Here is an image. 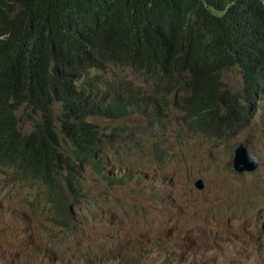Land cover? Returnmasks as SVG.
Segmentation results:
<instances>
[{"label": "trees", "instance_id": "16d2710c", "mask_svg": "<svg viewBox=\"0 0 264 264\" xmlns=\"http://www.w3.org/2000/svg\"><path fill=\"white\" fill-rule=\"evenodd\" d=\"M124 69L149 84L145 98H156L145 102L150 119L178 107L210 138L222 137L227 125L226 132L257 117L264 122V113L257 116L264 104V0H0V118L62 139L42 138L32 179L65 226L86 191L59 153L94 137L92 118L120 120L142 108L141 88L120 79ZM228 69L241 74L239 92L224 79ZM110 70L118 78L112 98L99 97L91 77ZM212 89L213 100L226 101L215 111L194 109L210 101ZM14 111L23 114L15 118Z\"/></svg>", "mask_w": 264, "mask_h": 264}, {"label": "rangeland", "instance_id": "374dc122", "mask_svg": "<svg viewBox=\"0 0 264 264\" xmlns=\"http://www.w3.org/2000/svg\"><path fill=\"white\" fill-rule=\"evenodd\" d=\"M120 77L141 88L142 108L120 120L91 119L106 164L101 175L87 171L75 224L56 223L44 188L16 180L12 169L0 165V264H264L261 118L210 138L178 107H165L158 120L150 119L145 102L156 98H145L149 84L134 69ZM91 78L94 93L111 99L118 80L112 70ZM224 79L241 90L237 70L228 69ZM261 112L264 104L257 116ZM21 126L30 130L32 124ZM241 142L261 165L238 187L241 179L230 161ZM115 174L132 177L120 183L103 178ZM199 178L202 191L194 187Z\"/></svg>", "mask_w": 264, "mask_h": 264}, {"label": "clouds", "instance_id": "9594fccd", "mask_svg": "<svg viewBox=\"0 0 264 264\" xmlns=\"http://www.w3.org/2000/svg\"><path fill=\"white\" fill-rule=\"evenodd\" d=\"M185 73L192 76L191 72L189 71H186ZM214 93H215L214 89L209 91L206 96H209L210 101L202 102L201 100H199L193 108L196 110H200V111H215L218 108V106L222 102H225L226 100L222 98L213 100ZM171 95H173V91L171 92ZM260 109H261L260 111H262L263 106H261ZM22 114H23L22 111H14L12 113V115L15 118L20 117ZM21 122L32 124L31 129L25 130L24 127L21 126ZM63 124L60 125L59 127L58 135L60 136H61L60 130ZM229 126L230 125L223 127L219 134L225 133ZM44 136L51 143L55 141H62V139L58 140L56 138H51L47 134H44L38 126L34 125L31 122L20 121V123L17 126H13L7 120L0 118V165L8 169H12L15 174L16 180L36 182L32 178L38 174L39 169H40L38 153H39V149L41 146L42 138ZM240 144L245 145L250 155L256 161V167L253 171H245V172L239 173L234 168L235 148ZM102 145H103V142L101 139V134L99 131H97L95 132L94 137L88 143H86L83 147L77 148L76 150H68V151L61 150L58 156V161L62 163L64 166H66L67 168L71 169L74 175L77 178L82 179V180H86V173L89 170H94L95 172H97V174L101 175L102 169L104 168L106 164L104 160L102 159L103 154H104V152L101 149ZM237 146L234 148V154L230 162L233 168V172H235L237 175L236 179L237 178L241 179V182L239 184H237V181H236V185L239 187L242 184L243 178L249 175H252L258 171L261 165V160L259 157L254 155L252 151H250V149L246 146L244 142L238 143ZM159 160L162 163L163 158L159 157ZM244 174L246 175L242 177ZM105 176H108L107 180H111L113 182H118V183L124 182L126 178L132 177L131 174H125V176H122L121 178H118L117 174H115L113 177L109 175H103V178ZM208 177H213L216 181V178L214 176H207V178ZM198 181H201L202 184L204 185L202 178L197 179L195 181V184ZM195 184H194L195 189L199 191H202L204 189V186L202 189H198L195 186ZM71 210H72V218L70 219L69 226L64 225V218L61 214L54 215L52 213L55 218L54 220L57 221L56 223H59L64 227H70L71 224H75V221H76V216L74 213L75 207L74 209L72 208ZM58 218L61 220H59ZM245 242H250L251 244V239L247 237L245 238Z\"/></svg>", "mask_w": 264, "mask_h": 264}, {"label": "water", "instance_id": "95a60500", "mask_svg": "<svg viewBox=\"0 0 264 264\" xmlns=\"http://www.w3.org/2000/svg\"><path fill=\"white\" fill-rule=\"evenodd\" d=\"M256 167L255 159L250 155L244 144H240L235 148V164L234 168L237 172L253 171ZM195 186L198 189L203 188L201 181H198Z\"/></svg>", "mask_w": 264, "mask_h": 264}, {"label": "bare ground", "instance_id": "6f19581e", "mask_svg": "<svg viewBox=\"0 0 264 264\" xmlns=\"http://www.w3.org/2000/svg\"><path fill=\"white\" fill-rule=\"evenodd\" d=\"M225 231H226V230H225ZM223 233H224V232H223ZM41 257H42V258H44V257H45V255H44V254H43V255H41Z\"/></svg>", "mask_w": 264, "mask_h": 264}]
</instances>
